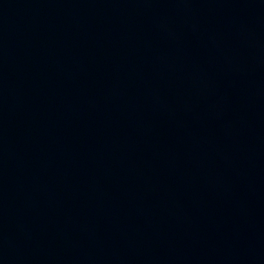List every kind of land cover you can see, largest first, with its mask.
<instances>
[{
    "label": "water",
    "instance_id": "1",
    "mask_svg": "<svg viewBox=\"0 0 264 264\" xmlns=\"http://www.w3.org/2000/svg\"><path fill=\"white\" fill-rule=\"evenodd\" d=\"M0 264H264V0H0Z\"/></svg>",
    "mask_w": 264,
    "mask_h": 264
}]
</instances>
